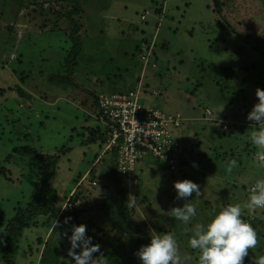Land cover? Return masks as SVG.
Returning <instances> with one entry per match:
<instances>
[{"label":"rangeland","instance_id":"1","mask_svg":"<svg viewBox=\"0 0 264 264\" xmlns=\"http://www.w3.org/2000/svg\"><path fill=\"white\" fill-rule=\"evenodd\" d=\"M80 6L74 15L71 0H26L22 7L0 0V249L8 221L38 189L41 167L57 160L50 182L56 208L22 231L13 264H71L64 234L79 224L100 246L93 257L103 254L108 264H126L118 260L129 255L140 264L135 252L152 231L174 235L179 264H197L187 243L194 225L223 206H243L264 176L248 140L253 126L264 125L246 119L256 89L264 90V0H81ZM72 20L81 50L70 68ZM150 45L140 78L139 55ZM140 79L156 93L146 102L182 122L175 132L187 158L182 172L143 157L136 185L119 190L106 153L78 186L101 151L84 135L86 128L102 129L88 119L96 117L95 95L125 92ZM47 153L52 158L40 157ZM230 159L238 166L228 174L223 166ZM183 179L196 183L201 196L177 199L173 183ZM69 197L71 210L64 208ZM184 203L196 208L188 224L170 216ZM242 218L257 233L256 248L244 257L253 264L264 255V210L245 209Z\"/></svg>","mask_w":264,"mask_h":264},{"label":"clouds","instance_id":"2","mask_svg":"<svg viewBox=\"0 0 264 264\" xmlns=\"http://www.w3.org/2000/svg\"><path fill=\"white\" fill-rule=\"evenodd\" d=\"M109 34L115 35L114 32ZM255 95L257 102L247 113L246 119L254 122L256 126L264 125V90L256 89ZM253 127L255 130L250 133L248 140L258 149V166L264 167V127ZM192 166L197 165L192 162ZM237 166V160L230 159L223 167L224 171L230 174ZM173 188L177 199H186L193 194L195 197L201 196L199 186L188 179L175 181ZM135 203V197L127 201L129 207ZM67 207L68 205L64 208ZM245 209L249 212L264 210V176L254 181L243 206L240 203L223 206L208 222L194 225L187 243L189 248L197 253V264H244L248 250L255 249L258 243L256 231L242 218ZM195 215L196 208L191 203H184L183 206L170 210V216L184 224H188ZM57 223L53 222L52 231ZM64 235L70 245L67 255L72 258L71 264H108V259L103 254L93 257V253H100V246L93 244L91 237L86 235V225H73L70 235ZM76 249H79V252ZM135 256L140 264H179L180 260L176 239L170 232L152 231L150 242L142 245L135 252ZM253 264H264V255H255Z\"/></svg>","mask_w":264,"mask_h":264},{"label":"built area","instance_id":"3","mask_svg":"<svg viewBox=\"0 0 264 264\" xmlns=\"http://www.w3.org/2000/svg\"><path fill=\"white\" fill-rule=\"evenodd\" d=\"M140 19L143 21L145 16ZM151 47L148 46L145 54L139 55L142 66L140 78L148 64ZM155 95V92L147 90L141 79L134 88L125 92L95 95V118L102 126L103 154L113 157V178L121 190L136 183V169L143 157L156 160L171 174L182 172L187 161L183 148L175 138L182 122L146 102L149 96ZM221 129L225 131L227 126L222 125ZM86 177H82L77 185H81ZM89 184L95 187L97 183L92 181ZM71 198L66 200L67 210L72 209Z\"/></svg>","mask_w":264,"mask_h":264},{"label":"trees","instance_id":"4","mask_svg":"<svg viewBox=\"0 0 264 264\" xmlns=\"http://www.w3.org/2000/svg\"><path fill=\"white\" fill-rule=\"evenodd\" d=\"M10 1L16 4L17 6L22 7L26 0ZM71 1L76 5L74 15L80 14L81 0ZM216 1L217 0H215V2ZM78 30L79 26L74 20H72V29L69 34V40L72 43V47L66 57V65H68L70 68L75 65V59L81 50V46L79 44ZM101 135L103 139L102 132ZM48 157L52 158L51 156ZM51 161L53 162L50 165L46 164L41 167L40 173L38 175V178L40 179L39 187L36 190L34 196H32L29 202H27L23 207H18L13 217L7 223V227L4 232V237L0 249V259L2 260V264H13V257L14 255H16V252L18 250L17 240L20 238L22 231L27 228L31 222H37L41 218L50 216L54 210L56 192L51 187L50 182L56 170L57 160L56 162L54 160ZM2 171H4V168H2V170L0 171V174L3 175ZM117 189L119 188L117 187ZM75 198L77 199L76 195L73 197V200ZM149 242L150 240L147 243ZM134 259H136L134 256L129 255L128 261H125L124 258H121L118 261L122 263L124 262L126 264H134Z\"/></svg>","mask_w":264,"mask_h":264},{"label":"crops","instance_id":"5","mask_svg":"<svg viewBox=\"0 0 264 264\" xmlns=\"http://www.w3.org/2000/svg\"><path fill=\"white\" fill-rule=\"evenodd\" d=\"M88 119L91 121V122H94L97 124V122L95 121L96 118H93L92 116H88ZM99 123V122H98ZM99 129V128H98ZM98 129H93L92 128H86L87 131H89V134L87 133V131H84V135H87V137H90V139L87 140V142H95V144H98V146L100 147L101 151H100V154L99 155H95L94 158H95V161L91 164V166L87 167L86 168V173L84 172L83 176L87 175L88 171L92 170L93 168V164L95 162H99L101 160V158L105 155L103 154V139H102V135H101V129H100V132H97ZM102 147V148H101ZM51 156L53 154H41V156ZM57 170V169H56ZM93 171V170H92ZM56 172V171H55ZM55 174V173H54ZM137 182V181H136ZM134 185H136V183H134L133 185H130L128 188L131 189ZM128 188H126L125 190H129ZM56 208L55 204H54V209ZM177 248H181V246L177 247Z\"/></svg>","mask_w":264,"mask_h":264}]
</instances>
